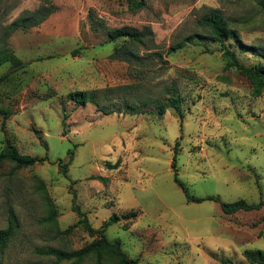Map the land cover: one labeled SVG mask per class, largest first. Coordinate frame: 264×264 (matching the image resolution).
I'll list each match as a JSON object with an SVG mask.
<instances>
[{
  "label": "rangeland",
  "instance_id": "obj_1",
  "mask_svg": "<svg viewBox=\"0 0 264 264\" xmlns=\"http://www.w3.org/2000/svg\"><path fill=\"white\" fill-rule=\"evenodd\" d=\"M144 1L133 11L124 0H0V41L22 15L53 9L7 41L27 65L0 83V109L9 112L4 131L0 116V152L7 137L20 154L45 161L15 171L0 166V231L13 229L0 264H71L48 252L77 251L94 239L75 226L74 207L94 230L117 216L106 238L138 264H251L245 251L264 252V208L225 215L220 203H188L170 167L178 141L177 176L191 197L264 201V89L255 96L245 77L226 69L217 42L195 39L168 52L187 36L206 35L199 21L217 10L241 44L264 53V9L257 0ZM124 27L145 39L110 41L108 32ZM240 43L225 45L245 66L263 63ZM122 47L131 54L113 58ZM10 70L2 65L0 77ZM74 91L94 93V103L68 101ZM172 96L182 123L171 109L158 116L139 103ZM131 103L145 113H126ZM69 151L65 177L57 162L66 163ZM100 264L115 262L103 255Z\"/></svg>",
  "mask_w": 264,
  "mask_h": 264
},
{
  "label": "trees",
  "instance_id": "obj_2",
  "mask_svg": "<svg viewBox=\"0 0 264 264\" xmlns=\"http://www.w3.org/2000/svg\"><path fill=\"white\" fill-rule=\"evenodd\" d=\"M127 3L129 10L138 11L145 7L144 0H124ZM257 4L259 7L264 9V0H257ZM53 13V9L50 7L39 8L35 12H29L18 19L11 22L3 33L0 41V67L6 63L11 64V70L5 74V76L0 77V83L5 79V77L13 73L17 70L23 69L27 64L19 60L8 48V39L11 34L16 31H27L32 27H35L41 24L48 16ZM199 26L206 33V35L201 34H193L185 37L180 42L172 45L168 48L169 53L176 52V50L183 48L186 44L194 41L195 39H207L212 42H217L221 45L222 48V59L225 62V68L228 70H235L240 73L243 77H245L253 86V93L255 96L260 95V93L264 89V53L256 51L254 48L249 46H245L241 44L238 40L237 34L235 31H232L227 24V21L224 19L222 14L217 10L210 11L207 15L201 18L199 21ZM108 36L110 41H118L122 40L123 43L128 44H136L141 43L143 39L146 37V33L143 31H138L134 29H130L127 27L110 30L108 32ZM229 39H235L238 43H240L239 47L243 49V51L248 50L252 55H255L257 58L263 60V63L257 64L251 67L243 65L237 58L235 52L231 50L229 47H226L225 42ZM127 47V46H126ZM126 56L128 53L131 54V50L125 47L116 49L112 55V57H117L119 52ZM77 50L71 52L72 56L77 55ZM130 86H125L122 88H113L111 91H121L123 89H128ZM133 86H131V89ZM94 93H88L86 91H74L67 94L66 99L70 102L75 103L77 106L85 105L87 102L94 103L95 100ZM138 103V100H137ZM142 107L154 106V113L158 116H163L168 109L174 111L180 123H182L184 119V112L180 106V101L178 96H172L171 98L166 99L165 103H161L157 98L150 99L145 98L141 100ZM140 105L131 103L128 106V110L126 113L130 115H138L143 114L145 111L141 108ZM103 114H109L108 106L100 107ZM64 112V111H63ZM65 113V112H64ZM0 116L2 117V125L1 130L4 131V125L6 120L9 117V112L4 109H0ZM67 118V115H63V121ZM40 138V136H38ZM179 142H175L173 147V157L171 160V170L174 175V182L176 185L182 190L184 193L186 200L188 203H201L203 201H213L216 203H220V208L223 214L232 215L238 212H252L259 211L264 208V201L260 199V201L256 204H248L244 200H237L232 203H222L220 199L217 197H207L204 199L191 197L186 189V187L179 181L176 170V162H177V152H178ZM69 158L66 163L62 160L57 162L58 170L63 176L66 177L67 168L70 162L72 161V152H68ZM45 161V158L33 157L29 155L20 154L17 148L7 139L4 140V147L0 152V166L3 163L13 164V171L19 169L31 168L37 164H42ZM110 169H114L118 167V162H116L113 166L107 164ZM75 212H77L78 221L75 226H81L91 238H94L92 242L82 247L80 250L72 251V252H60L57 250H51L48 252L56 256L59 260H73L71 264H80L82 259L95 255L97 257V264H100L101 258L103 255L108 256L111 260L115 262V264H138L136 260H131L128 258L126 253L121 249V245L119 241H108L105 235L107 229L114 225L118 218L117 216L110 217L106 220L102 226L94 230L90 224L86 216L78 209L74 207ZM55 211L53 210L50 216V220L55 218ZM128 216H135L134 213L128 214ZM71 228H68L65 233L71 231ZM13 235V229L9 226L7 229L0 231V249L4 248L6 244L9 242ZM244 257L251 264H264V252L255 250V251H245Z\"/></svg>",
  "mask_w": 264,
  "mask_h": 264
}]
</instances>
